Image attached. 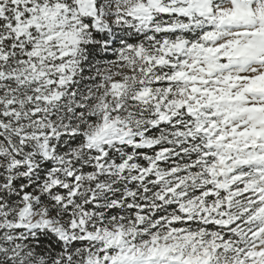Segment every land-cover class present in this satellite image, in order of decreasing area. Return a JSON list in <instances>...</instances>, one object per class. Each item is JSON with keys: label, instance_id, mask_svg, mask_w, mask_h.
Wrapping results in <instances>:
<instances>
[{"label": "snow or ice", "instance_id": "6c2138e0", "mask_svg": "<svg viewBox=\"0 0 264 264\" xmlns=\"http://www.w3.org/2000/svg\"><path fill=\"white\" fill-rule=\"evenodd\" d=\"M0 264H264V0H0Z\"/></svg>", "mask_w": 264, "mask_h": 264}]
</instances>
